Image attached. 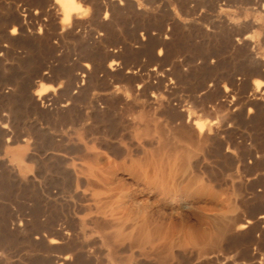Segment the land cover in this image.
Instances as JSON below:
<instances>
[{"label": "rangeland", "instance_id": "obj_1", "mask_svg": "<svg viewBox=\"0 0 264 264\" xmlns=\"http://www.w3.org/2000/svg\"><path fill=\"white\" fill-rule=\"evenodd\" d=\"M76 1L82 10L67 23L55 0H0V264H57L59 246L50 244L44 225L53 219L57 231L63 205L67 215L73 208H94L90 195H84L85 185L77 194L63 191L66 177L74 178L71 166L81 167L92 156L78 144V133L122 162L112 147L119 135L130 137L136 130L131 119L142 109L156 112L161 127L171 115L175 133L193 130L195 122L204 124L210 136L204 146L212 158L203 168L235 169L240 191L238 249L229 264H264V219H259L264 216V0ZM255 82L261 83L259 91ZM117 83L155 84L162 101L150 92L143 98L135 88L133 113L122 98L110 101ZM43 88L48 90L44 96L39 95ZM50 95L55 103L46 99ZM182 121L187 126L181 127ZM218 148L223 155L215 156ZM19 150L24 158L18 157ZM121 177L135 184L127 195L137 197L132 210L138 223L146 215L155 224L164 216L174 224L201 222L204 205L193 194L182 217L178 193L163 204L162 195L142 191L145 185L124 172ZM221 179L226 187L227 180ZM148 196L153 205L146 208ZM247 216L253 220L250 231L242 227ZM89 246L101 264H115L100 242ZM176 253L174 264L196 263L195 254ZM165 260L138 257L131 264Z\"/></svg>", "mask_w": 264, "mask_h": 264}, {"label": "bare ground", "instance_id": "obj_2", "mask_svg": "<svg viewBox=\"0 0 264 264\" xmlns=\"http://www.w3.org/2000/svg\"><path fill=\"white\" fill-rule=\"evenodd\" d=\"M55 2L59 4L62 10L63 21L67 23L71 21L74 15L82 10V6L76 0H55ZM260 84V82H255L256 91H259ZM135 86L136 87H134L132 83L114 84L112 86L114 95L111 100H109L114 101L122 98L123 101L126 102V105H129L130 107L133 105L130 104V102H133V93L136 90L135 88H137L138 91H141V94L143 92L142 96L145 94L143 98L150 92L152 94H150L151 98L156 101H162V98L158 95L160 94L158 93L160 88L158 86L156 87L155 84L153 86L138 83ZM161 86L163 87V85ZM108 88L109 87H107V89ZM85 89L88 90V87H85ZM169 90L172 89L170 88ZM84 91L85 90H83V92ZM47 92L48 90L43 88V91H40L39 95L43 93L44 96ZM172 94L174 95L175 93ZM140 96H138V98ZM149 97L150 96H148V98ZM46 99L50 102L54 101L52 96L51 98L47 97ZM106 102L109 104L108 99ZM180 102L181 101H179V103ZM130 109L133 110V107H130ZM132 112L134 113L135 111L133 110ZM151 112H148L147 114L144 109L138 112V114L135 112L134 114L137 116L134 115L131 120L135 122L136 130L131 133L130 137H125L127 133L125 135L122 134L124 136L119 135L120 137L118 138V143L116 142V145L112 147L116 156H118V158L122 157L123 159V161L119 163L112 160V158L104 152L98 151V146H96L95 142L92 141L93 143L89 142V144L86 141L83 132L78 133V144H82L84 151L92 153L93 157L88 158V161L83 159L86 163L84 162L81 167H77L75 164L71 166V168L75 170L76 177L73 189L75 188V192L77 194V192L81 190V186L85 185L83 190L84 195H90L94 208L85 207L86 209L82 211H77L73 208V214L67 215L65 214V206L63 205L61 207L62 216L59 219L57 231L53 232V226L50 224V221L53 219L44 225L43 228L45 231V237H48L50 244L53 246H59L58 251L60 254L56 257L57 264H84L85 261H90L88 264H99L100 259L95 258V251L94 254L92 253L94 246L91 245L93 247L92 251L89 248L90 244L94 245L97 242H100L101 246L106 248V257L111 261H114L115 264H131L138 257L153 259L164 258L166 259L165 262L167 264H174L176 259H178L176 249L191 256L195 254V264H229L234 262L236 251L238 249L236 231L237 220L239 219L236 202V192H238L236 190L238 188L236 189L235 187V169L233 170L228 168L224 171L215 170L209 172L203 168V162L212 157H210L211 150L204 146L210 136L207 137L205 134V129L203 128L204 124L202 125V122L201 124L199 122V124L195 122L194 125H192L194 126L193 130L190 128L189 131V129L187 130L184 128L175 133V128L172 127V121L170 120V114H167L170 116H167L163 127H161L160 119L156 115V112ZM128 114L130 113L128 112ZM177 116L179 117L180 115ZM172 118H174V116ZM173 120H176V118ZM177 120L181 122V120ZM183 122L184 121H182V123ZM186 123L184 122L181 127ZM129 127L131 128L130 125ZM178 129H180V125ZM118 130L120 129H117V131ZM113 133H115V129ZM95 141H97V139ZM221 151L223 150L218 148L215 156H221V154L223 155ZM17 155L18 157L24 158V150H19ZM200 156H203V159H201L202 161L199 160ZM223 163L225 164V162ZM220 167L222 168L223 165ZM123 172L135 178V181L137 180L143 183L145 187L143 186L144 189L142 191H147L149 195L154 194V192L162 195L163 200H165L163 204H166V200L171 196V193H178L180 205L178 215L182 217L187 216V211L190 208L187 203V199L193 194L197 200L204 205L203 209L205 210V213L202 216L201 222L199 224L189 225L184 221H180L178 224H174V221L164 216L162 222L155 224L151 217L146 215L144 220H142L141 223H138L136 219V212L132 210L135 207L137 197L127 195L131 182L129 183L125 178H122L124 174L121 177ZM223 177L227 180L226 187L222 184L223 179L221 178ZM82 178L84 180H81ZM134 185L135 184L131 186L133 187ZM75 192L72 191V193ZM240 196L241 194L239 197ZM150 200V196H148L144 201L146 208L153 205V203L150 204ZM83 207L84 206L82 205V208ZM248 214L249 213L246 215ZM249 217H244L245 220L242 224L243 229H247L248 231H250L251 225L253 224L252 217ZM259 219H264V216H261ZM55 222L57 221L55 220ZM55 222L52 224H55ZM177 225L179 228L176 229ZM54 233L58 235L57 238L52 236ZM249 234H251V232ZM96 247L97 246H95V248ZM97 253L99 254V251ZM93 258H95L94 261L91 260ZM158 263H160L159 260Z\"/></svg>", "mask_w": 264, "mask_h": 264}, {"label": "crops", "instance_id": "obj_3", "mask_svg": "<svg viewBox=\"0 0 264 264\" xmlns=\"http://www.w3.org/2000/svg\"><path fill=\"white\" fill-rule=\"evenodd\" d=\"M102 152V151H101ZM93 155V154H92ZM91 157H93V156H91ZM90 157V158H91ZM73 170V169H72ZM73 173H74V178L70 181L69 179H68V176L66 177L67 178V180H65L64 182V185H63V188H64V191L66 190V191H68V192H75V188L73 189V186H75V170H73ZM74 181V182H73ZM70 182H72V183H70ZM73 184V185H72ZM67 185V186H66ZM70 186H72V187H70ZM72 188V189H71ZM76 193V192H75Z\"/></svg>", "mask_w": 264, "mask_h": 264}]
</instances>
